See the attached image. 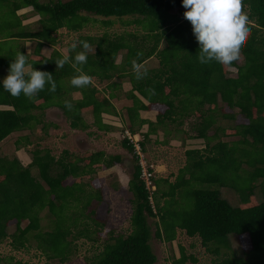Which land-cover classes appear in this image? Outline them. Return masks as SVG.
Masks as SVG:
<instances>
[{
	"label": "trees",
	"instance_id": "16d2710c",
	"mask_svg": "<svg viewBox=\"0 0 264 264\" xmlns=\"http://www.w3.org/2000/svg\"><path fill=\"white\" fill-rule=\"evenodd\" d=\"M243 4L252 22L249 25L251 31L240 61L232 66L236 69L235 76H229L228 69L216 62L199 63V44L190 22L182 16L186 10L182 0L13 2L11 10L17 21L6 25L13 27L14 31L1 33L11 39H37V50L43 42L56 43L54 34L61 27L71 31L81 30L93 20L90 15L104 17L101 20L104 26L112 23L110 17L132 16V20L123 23L139 24L145 33L118 35L103 32L102 35L78 38V41H87L93 48L92 52H88L87 63L83 66L87 75L106 80L117 74L118 81L106 84L105 91H109V96H105V91L97 90L92 83L87 88L72 87L70 80L75 70L69 64L57 69L54 61L62 57L57 50L53 51L51 57H43L47 63L39 69L53 75L57 84L54 93L49 92L50 85H46L36 102H31L23 95L12 97L0 84V103L12 107L0 110V142L14 131H32L42 123L40 114L35 111L53 104L63 110L72 128L85 129L92 125L107 130L108 125L103 122L101 113H115L109 99L114 96L113 90L121 87L120 78H125L131 85V90L126 94L132 100V105L126 108L129 120L127 129L141 134L142 140L138 144L142 152L146 150L145 145L151 137L158 143L167 142L159 139L156 133L157 129L163 131L164 135L168 131L166 119L175 124L172 130L182 132V119L185 116L194 112L200 118L191 127L195 134L188 135V138L202 139L204 148L184 152L185 164L179 168L174 181L152 179L156 189L152 191L151 198L140 178L139 157L133 144L128 139H121V145L132 154L134 163L127 183L133 197L131 232L104 241L101 252L90 259L86 258L85 264H154L157 257L150 245L152 234L148 219L155 217L160 220L154 232L156 238L171 242L179 228L189 237H199L201 244L215 255L219 254L220 246L230 249L228 237L231 234L249 240V250L236 257L215 258L213 264H264V0H243ZM27 6L38 14H44L39 15L42 18L39 19L41 27L38 31H28L24 25L23 30H17L16 26L21 21L16 10ZM174 10H178L179 14ZM146 39L151 40V44L145 45ZM67 48V54L74 57L75 52H69L70 47ZM80 50L82 48L78 46L76 51ZM137 52L143 55L137 57ZM152 56L157 58L158 67L149 69L147 76L137 81L132 60L143 64ZM67 70L71 73L68 80ZM70 91L79 92L80 97L72 98ZM134 92L148 104H144ZM57 96H63L64 100L57 103L54 101ZM66 100L73 105L72 110L65 107ZM152 105L156 108L161 106L155 121L138 117V110ZM234 111L246 122L236 123ZM85 114L90 116L91 123L85 121ZM219 119L234 122L230 129L238 136L237 139L231 142L222 140L220 133L225 134L226 128L217 124ZM142 125H147L144 133L140 131ZM46 127L47 124L41 125V133L45 136ZM30 142L26 135L17 137L15 149L28 146ZM31 153V162L27 166H23L14 153L12 156H0V243L9 238L13 248L21 249L31 247L33 242L32 246L47 259H58L63 263L76 251L73 241L81 237L95 241L98 238L97 226L101 224L95 221V229H91L89 221L94 222L95 219L85 212L103 199L101 187H90V180L83 182L81 178H90L96 168L113 166L121 161V156L106 155L100 150L74 155V161L71 151L66 150L58 158L42 149H35ZM74 177L75 181L66 184L69 178ZM191 180L200 182L191 190V196L187 195L193 204L183 215H178L175 207L182 196L180 189ZM160 182L168 184L167 191L161 189ZM222 187H230L237 194V206L221 197ZM256 187L260 188L261 201L254 197ZM159 192L160 197L165 199L162 204L157 197ZM175 192L178 199H175ZM68 207L75 208L73 217L66 216L65 209ZM44 209L53 215L49 230H42L40 225V213ZM90 213L94 211L90 210ZM10 221L15 222V230L11 234L8 233ZM23 221H26L25 226L21 225ZM210 246L214 247L211 249ZM188 258L196 261L179 246V257H173L171 262L186 264Z\"/></svg>",
	"mask_w": 264,
	"mask_h": 264
},
{
	"label": "rangeland",
	"instance_id": "374dc122",
	"mask_svg": "<svg viewBox=\"0 0 264 264\" xmlns=\"http://www.w3.org/2000/svg\"><path fill=\"white\" fill-rule=\"evenodd\" d=\"M14 1L19 0H0V36L5 38L7 36L2 35L1 32L8 33L7 31H14L13 27L7 26L6 24H8V22L17 21L11 10ZM39 1L45 2L47 0ZM24 8L25 9L23 10L19 8L20 10L17 11L18 14L28 16L27 19H23L25 29L33 32L38 30L41 27L39 19L42 18L39 15L44 16V14H38L37 12H34V10L30 6ZM244 11L247 13L248 10ZM173 12L179 14L178 10H174ZM81 14H85V12H82ZM97 17L94 15H90V19H93L94 21L90 20L89 24L85 25L79 31L70 32L66 27H61L54 34L56 43H45L44 45L46 47L43 48L41 52L43 53V55H46L47 58L51 57V52L54 49L59 50L63 54H66L67 47H70L73 42H77L80 36L85 35H102L103 32L114 33L118 35L129 32H134L137 35L145 33L144 29H142L139 24H135L133 22L128 24L123 23V21L129 19L132 20V16H124L122 18L110 17L112 23L109 26H104L101 23V20L104 17ZM16 27L17 30H23L22 24H19ZM26 41L27 43H24V41L20 42L17 39H5L1 41L0 61L4 60V63H8V65H10L19 51L23 53L24 44H26L27 48H30L29 50L35 47V39H27ZM151 42V40L146 39V42L144 44L149 45L151 44ZM91 49L93 50L92 47ZM92 50H90L89 52H92ZM88 64L90 63L88 62ZM143 65L148 70L152 68L154 69L158 67V60L155 56H152L146 59ZM3 66L4 64L2 65V63L0 62V68H2ZM89 68L91 69V67ZM227 69L229 71H227V74L229 76H235L236 69L234 67ZM67 71L68 72H66V79L68 80L71 73H69V70ZM73 74L77 75L76 72H74ZM91 77L92 85H95L97 89L99 88L104 92L106 89L105 81L100 80L98 76L92 75ZM60 79L64 80V77H61ZM115 79H113V81ZM120 79L127 81L125 78ZM104 93L108 94L109 91H105ZM113 93L122 95L125 92H123V88L121 89V87H117L113 90ZM70 94L72 98H79L80 96L79 93L75 94V92L71 93V91ZM63 100V96H57L54 101H56L57 103H61ZM109 101L111 103L114 101L113 103L115 105V108L113 109H115L117 114L118 111L120 112V108L121 106H123L126 100L122 96L114 95L109 99ZM159 107L161 108V106ZM160 108L157 107V111H159ZM162 110H164V108H162ZM127 113L128 111L126 110L125 114L127 115ZM234 113H236V123L246 122V120L243 119V117H241L237 113V111H234ZM104 116L106 117L105 122L113 123V126L115 127H113V131H103L92 125L85 129H75L70 126L69 120L65 116L63 110L53 104V106L44 111V115L40 117V120L42 122L41 125L47 124V128L45 131L46 136L42 135L40 131H36L35 128L32 129V131H23L21 132V136H28L29 140H31L30 145H22L23 147L19 148V150L16 151L18 155L17 157L23 166H27L31 162V152L35 149L47 150L49 151V154L55 158L60 157L65 150L69 152L71 151V155H73L71 156L72 160L74 159V155H82L84 153L88 154L90 152L94 153L100 150L104 151L106 155L116 154L121 156V161L115 162L113 166L109 168H96L95 171L91 174L90 178H81L82 180L84 179L83 182H88V180H90V187H101V195L103 196V199H101L99 202H96L94 206H91L85 211L86 214L90 215L93 220L95 219L94 222L89 221L91 223V229H95V221L101 223L99 226H97L96 235L98 238L95 241H91L84 237L75 239L73 241V245L76 246V251H74L70 258L63 263L59 262L58 259H47L45 255H43L39 250L32 246L33 242L31 243V247L29 248L15 249L10 244V239L7 238L2 240V242L0 243V264H85L86 258L90 259L91 257L96 256L99 252H101V250L103 249L104 241H108L110 238L116 237L118 235L126 236L131 232L130 216L132 213L131 200L133 197L132 194L128 191L127 183L131 178L134 163L132 154L127 151L120 142V131L128 128L129 120L127 116L124 115V113H121L122 119H119L118 117L116 118L115 114H106ZM151 116L154 117L153 114H151ZM84 119L87 123H91L92 121L90 116L86 114L84 115ZM199 121V115L197 113L195 114L194 112H191L190 115L185 116V118L182 119V132H177L172 130L175 127V124H172L169 119H166V129L168 131L165 133V135L163 131L160 133H156L159 139H164L167 142L158 143L154 140V137L149 138L145 146L146 150L142 153L140 152L139 154L140 165L144 166V164H150L153 166L155 173H157L156 177L158 179H168L170 182L174 181V177H176L179 168L183 167L185 164L186 157L184 155V152L187 149L204 148V141L202 139L188 138V135L195 134V131H193L191 128L192 125L198 123ZM217 124L224 126L226 128V133H230H220V137L222 138V140L230 141L238 138V136L233 134V130L230 129V126L234 124L233 121L219 119ZM41 125H39V127H41ZM138 139L140 140L141 138L139 137ZM14 140L15 138L13 134L2 144L0 148L1 157L12 156V154L14 153ZM64 156L67 157L65 153ZM32 172L34 174H37V171L33 170ZM1 178L2 177H0V180ZM73 181H75V177L73 179L69 178L66 181V184H71ZM167 185V183L160 182V187L162 190L167 191ZM199 185V181L191 180L189 181V184H186L180 189L182 196L177 207H175L179 211L178 215H183L184 212L188 211L191 208L193 200L187 195L189 194L191 196V190L195 189L196 186ZM86 189H88V187H86ZM175 193V199H178L179 196L177 192ZM220 194L221 197L226 198L231 205H238L236 199L237 194L234 193L232 188L222 187L220 188ZM157 197L160 199V203L162 204L165 199L163 197H160V192L157 193ZM254 197L258 201L262 200L259 187H256L254 189ZM90 210H93L94 213L91 214ZM74 211L75 208H66V216L73 217ZM40 216L41 229L49 230L50 228H52L50 223L51 219H53V215H51L47 211V209H44L41 211ZM159 221L160 220L158 217L148 219L152 234L150 245L153 253L157 257V260L154 264H172V258L179 257V246H182L184 248V252L186 253V255H192L194 258H196L195 262L191 261V258H188L186 264H213V260L215 258H221L225 256L236 257L241 255V252L250 249V243L248 239L242 238L241 236H237L235 234H231L228 237V240L230 242V249L228 250L220 246L219 254L215 255L211 252V250H207L205 246L201 244L199 237H189L183 230L179 228L176 229L175 239L171 242H167L154 236L156 224L159 225ZM25 224L26 221H23L21 223L22 226H25ZM14 230L15 222L10 221L8 225V233L11 234ZM92 236H94V234H92ZM68 239L70 240L71 237H68ZM213 247L214 246H210L211 249Z\"/></svg>",
	"mask_w": 264,
	"mask_h": 264
},
{
	"label": "clouds",
	"instance_id": "9594fccd",
	"mask_svg": "<svg viewBox=\"0 0 264 264\" xmlns=\"http://www.w3.org/2000/svg\"><path fill=\"white\" fill-rule=\"evenodd\" d=\"M182 6L186 9L183 16L190 22L193 35L199 44L197 54L199 63L216 62L224 68H231L234 63L240 61L242 49L251 31L243 0H182ZM78 46L82 50L76 51ZM90 50H92L91 45L87 41L73 42L69 52H75L74 57L64 54L54 61L57 69H62L69 64L75 70L77 75L70 80V85L74 88H87L92 83V77L83 71ZM142 55L143 53L137 52V57ZM131 63L135 79L137 81L144 79L148 69L136 59H133ZM46 85H50L49 92L56 91L57 84L53 75L47 71L35 70L33 65L28 63V53L22 54L20 51L10 63L8 74L2 81L4 91L12 97L19 98L23 95L31 102H36L38 94L45 90ZM64 104L68 110H72L73 105L69 101L66 100ZM125 130L137 139L139 138L137 135H141L139 132H130L126 128L120 131L121 139ZM140 140L138 139V142ZM140 167L142 169L141 165ZM156 174L154 171L152 179L157 178Z\"/></svg>",
	"mask_w": 264,
	"mask_h": 264
},
{
	"label": "crops",
	"instance_id": "0c3cea01",
	"mask_svg": "<svg viewBox=\"0 0 264 264\" xmlns=\"http://www.w3.org/2000/svg\"><path fill=\"white\" fill-rule=\"evenodd\" d=\"M21 10H23V9H25L24 7H21L20 8ZM20 9H18V10H20ZM37 14V13H36ZM16 15H17V17L20 19V21H21V24L22 25H24L23 24V22H24V20L23 19H27L28 18V16L27 15H23V14H18V11L16 10ZM36 16H38V15H36ZM32 17H33V15H32ZM25 27V26H24ZM40 29V28H39ZM38 29V30H39ZM60 29V28H59ZM38 30H36V31H38ZM68 31H70V32H73V31H71V30H68ZM5 39H11V38H5V37H3V38H1V36H0V42L1 41H3V40H5ZM13 39H17L18 41H24V43H27V39L28 38H13ZM30 39V38H29ZM35 41H36V45H35V47L33 48V49H31V50H29L30 48H27L26 47V44H24V51H23V53L22 54H27L28 53V63L29 64H32L33 65V68L35 69V70H39V69H41V67H43L46 63H47V61L44 59V58H47V56L46 55H43V53L41 52V50L43 49V48H45L46 46L44 45L45 43H47V42H43V45H41L40 46V48L37 50V47H38V40L37 39H35ZM27 49H26V48ZM36 49V50H35ZM68 49V48H67ZM66 49V54H67V50ZM56 49H54V50H52V52H51V55H52V53H53V51H55ZM57 51H59V50H57ZM60 52V51H59ZM60 54L61 55H64L63 53H61L60 52ZM44 57V58H43ZM4 60H1L0 62L2 63V65L4 64V66L2 67V68H0V84H2V81H3V79L7 76V74H8V70H9V66L10 65H8V63H4L3 62ZM117 74H115V75H113V77L111 78V79H106V80H104L105 81V83L106 84H109V83H114V82H116L117 81ZM116 78V79H115ZM113 79H115L114 81H113ZM121 89L123 88V92H125V93H123L122 95H119V94H114L115 96H122L127 102H129V103H127L126 101L124 102V104H123V106H121V108H120V112L121 113H124V115L125 116H127L125 113H126V108L127 107H129V106H131L132 105V101H131V99L130 98H128V97H126V94L127 93H129V91L131 90V85H130V83L128 82V81H125V80H121ZM126 91H125V90ZM78 94L79 92H75V94ZM135 93V95H137L138 96V98L144 103V104H147V102L146 101H144V99L142 98V97H140V95L137 93V92H134ZM80 97V96H79ZM74 99H77V98H74ZM115 101V100H114ZM113 101V102H114ZM111 103V105H112V107L113 108H115V105H114V103ZM49 108H51V106L50 107H47V108H44V109H42V110H36L35 111V113H37V114H40V117H42L43 115H44V111H46V110H48ZM6 109H12V107L11 106H9V105H5V104H1L0 103V110H6ZM155 109H156V113H155ZM87 109H84L83 111H86ZM113 112H115V113H112V111L111 112H106V113H101V117H102V120H103V122L104 123H106L107 125H108V129L107 130H103V131H113L114 130V126H113V123H107V122H105V119H106V117L104 116V115H111V114H115V117L117 118H119V119H122V117H121V113L118 111V113L116 114V111H115V109H114V111ZM158 113V111H157V108L156 107H153V106H151V107H147L146 109H141V110H138V117H140V118H142V119H148V120H150V121H155V119H154V117H156V114ZM151 114H153L154 115V117H152L151 116ZM42 124V123H41ZM41 124H38V125H36L34 128L36 129V131H40L41 132V127H39V125H41ZM89 127V126H88ZM87 127V128H88ZM114 127V128H113ZM34 128H32V129H34ZM47 128V127H46ZM76 129V128H75ZM81 129V128H80ZM23 131H26V130H17V131H14V132H12L9 136H7L5 139H3L1 142H0V148H1V146H2V144L8 139V138H10L11 137V135H13L14 134V138H15V140H16V138L17 137H21V132H23ZM140 131H142L143 133L145 132V131H147V125H142V128H141V130ZM160 132H162L160 129H157V133H160ZM137 135V134H136ZM152 135H154V134H152ZM137 136H139V137H141L142 138V136L141 135H137ZM15 140H14V143H15ZM13 143V147H14V154H16L17 155V153H16V151L17 150H19V149H15V144ZM146 146V145H145ZM18 156V155H17ZM163 176V175H162ZM175 178V177H174Z\"/></svg>",
	"mask_w": 264,
	"mask_h": 264
},
{
	"label": "built area",
	"instance_id": "2783aa9c",
	"mask_svg": "<svg viewBox=\"0 0 264 264\" xmlns=\"http://www.w3.org/2000/svg\"><path fill=\"white\" fill-rule=\"evenodd\" d=\"M122 137L128 139L129 142L133 144L136 154L139 156L141 149L138 144V139L135 138V136L131 135L127 130L124 131ZM154 171L155 170L152 165H142L140 178L144 181L146 189L149 191L150 198L152 197V191L156 189L155 184L152 181Z\"/></svg>",
	"mask_w": 264,
	"mask_h": 264
}]
</instances>
